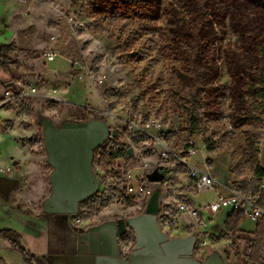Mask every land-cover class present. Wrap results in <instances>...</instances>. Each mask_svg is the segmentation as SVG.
<instances>
[{"label":"rangeland","instance_id":"1","mask_svg":"<svg viewBox=\"0 0 264 264\" xmlns=\"http://www.w3.org/2000/svg\"><path fill=\"white\" fill-rule=\"evenodd\" d=\"M153 3L149 7L151 11L158 9L157 14L144 18L128 13H98L93 0H0V48L2 44L15 42L24 51H36L32 56L15 54L13 57L19 63L12 67V75L0 73V81L5 83L0 86V134L12 131L18 143L17 147L6 148L2 157L12 155L17 159L11 168L24 173L26 180L23 179L21 190L31 181L29 196L43 195L38 202L30 203L25 198L18 204L19 210L33 215L43 209L42 200L51 193L53 168L45 149L44 118L56 126L66 121H82L79 119L85 115L87 120H106L112 129L120 132L115 144L133 150V156L129 154L126 160L116 162L112 170L103 169L93 161V171L101 184L93 196L79 205L75 216L82 223L73 226L80 232L107 220L144 212L149 196L139 197L132 205L120 206L113 201L126 185L127 174L132 182L135 178L146 180L151 193L160 190L159 217L173 213L179 201L191 204L192 195L196 205L215 200L214 192H195L182 161L206 168L222 183L246 188L256 183V161L254 153L246 148L245 136L247 132L255 133L260 147L264 138V112H258L263 119L260 124L239 129L231 125L229 116L237 101L230 97L228 60L241 63L255 49L253 37L264 40V0H234L231 5L235 11L243 5L251 15L238 20L224 16L222 10H216L214 17L211 7L218 0H155ZM200 5L209 11L213 22L203 38L216 44L212 67L217 74L214 83L220 88L221 106L218 109L200 106L196 113L206 130L191 135L188 113L193 110L189 78L192 74L187 70L194 38L200 37L206 19L204 12L199 11ZM244 28L253 33L247 47L242 37ZM50 52L55 54V60L48 64L46 55ZM76 61L87 65L82 78L73 75ZM11 82L16 85L14 89L6 86ZM239 103L254 106L253 98L248 96ZM84 108L90 112L84 114ZM128 121L150 126L130 134ZM156 138L180 160L175 156L168 160L161 158ZM204 138L214 145V151L206 150ZM191 141L195 147L193 155L187 153ZM155 169L165 173L162 182L151 183L146 179V174ZM105 202L107 205L101 207ZM227 215L228 211H221L216 216L220 227ZM190 220L181 215L179 228L166 231L169 238L189 235L194 227ZM36 224L33 218L17 214L10 220L0 219V230L19 233L25 250L47 257L45 243L39 238L42 230ZM64 227L66 231L71 228ZM68 231L66 237L71 241V230ZM132 237L129 231L120 239L121 253L131 251ZM228 237L232 235L212 236V252H221L225 264H242L237 249L230 248L231 253H225L224 247L231 245L225 243ZM193 255L202 260L197 253ZM0 257L11 264H26L23 255L4 239L0 240Z\"/></svg>","mask_w":264,"mask_h":264},{"label":"water","instance_id":"2","mask_svg":"<svg viewBox=\"0 0 264 264\" xmlns=\"http://www.w3.org/2000/svg\"><path fill=\"white\" fill-rule=\"evenodd\" d=\"M14 89L15 83L6 84ZM45 149L53 168L50 175V196L43 202L46 214L64 218V226L71 227L72 250L64 255H51L49 264L57 261L70 264L71 259L88 257L92 264H225L223 256L212 252L206 259L194 257L196 235L189 234L169 238L158 224L160 190L153 191L143 213L127 218L107 220L91 226L87 231H78L70 218L79 211L82 201L93 196L101 181L93 171V152L110 136L119 131L112 129L106 120L88 119L66 121L56 126L49 119H42ZM128 153L133 156L132 148ZM165 174L159 169L146 174L151 183L162 182ZM0 182H13L0 177ZM68 224V225H67ZM73 228V230H72ZM132 231L135 241L126 257L121 255L119 237Z\"/></svg>","mask_w":264,"mask_h":264},{"label":"trees","instance_id":"3","mask_svg":"<svg viewBox=\"0 0 264 264\" xmlns=\"http://www.w3.org/2000/svg\"><path fill=\"white\" fill-rule=\"evenodd\" d=\"M155 0H93V5L98 13H109V14H133L139 17H148L149 14L156 15L157 11H151L150 5H154ZM218 4H214L211 10L214 12L216 17V10H222L224 16H231V18L239 19L244 16H249V12L246 7L239 5L237 10L231 5L234 0H218ZM264 5V4H263ZM201 6V5H200ZM204 12L203 16L206 18L203 21L201 27V33L199 38H194L193 46L190 51V57L188 58V70L191 72V86H192V101L193 110L188 113L190 134H202L206 129L202 124V120L199 114L196 113L197 109L206 105L214 109H218L221 106V97L219 94V86L215 85L216 73L213 72V65H215V41L212 39L203 38V34L211 28L213 25L211 17H209V11L205 10V7H199ZM218 8V9H217ZM234 15V16H233ZM151 16V15H150ZM251 16V15H250ZM207 20V21H206ZM244 25H248L245 23ZM243 41L247 47V42L250 43V38L253 37L251 29H243ZM255 49L250 50L247 58L242 60L241 63H236V60H228V71L231 78V84L229 87L230 97L234 101H237L236 107L230 114L231 125L239 129L243 126L260 124L262 122V116L258 112H264V40L254 39ZM17 53H26L29 56L35 55L36 51H24L15 42L8 44H2L0 48V73L5 72L12 75L11 69L13 66L18 65L19 61L14 59V55ZM5 83L0 81V86ZM245 96L253 98L254 106H246L240 104L239 100H243ZM84 114L90 112L89 109L84 108ZM79 120H87L85 115ZM246 148L254 153L253 157L256 161L254 167V180L255 184L253 187H240L244 192L257 191L260 184L264 181V169L260 165L259 161V137L252 132H247L245 136ZM204 145L208 152L214 151L215 147L212 145L207 138H204ZM128 150L123 147H118L111 155L105 157L101 163V167L104 169L113 168L116 164V160L128 158ZM127 169V165H126ZM164 173V172H163ZM165 174V173H164ZM111 200V199H109ZM128 203L127 205H132ZM107 202L101 205L105 207ZM246 219L243 214L237 211H233L225 220V229L230 233L234 240L239 232H242L239 228L240 223ZM127 235L123 236L126 237ZM263 233L260 228L256 231V238L247 241V248L249 251V257L253 263L250 264H263L258 262L259 254ZM122 237V238H123ZM0 238L6 240L12 248L18 250L25 260L26 264H49L48 257L46 256H35L29 251L25 250L20 243L21 235L10 229L0 230ZM131 241L135 243L132 237ZM237 254V253H236ZM0 263L4 264V261L0 259Z\"/></svg>","mask_w":264,"mask_h":264},{"label":"built area","instance_id":"4","mask_svg":"<svg viewBox=\"0 0 264 264\" xmlns=\"http://www.w3.org/2000/svg\"><path fill=\"white\" fill-rule=\"evenodd\" d=\"M47 63L55 60V54L50 52L46 55ZM73 75L82 78L83 71H87V65L83 61H76L73 63ZM149 124L140 126L138 123L128 121L127 130L130 134H135L139 130H146ZM115 137L110 136L103 141L93 152V161L99 166L103 159L111 155L119 146L114 142ZM156 143L160 145L159 154L161 158L168 160L170 156L180 158L172 151L167 145H163L159 139H155ZM189 155L195 153L193 141L187 150ZM123 159H118L116 162ZM187 169V180L191 182L196 193L214 192L215 200L203 206H192L187 202H177L175 211L171 214L164 213L161 217L158 215V224L163 231H172L180 226V216L190 217L194 221L193 231L187 234H195L196 242L194 246V253L204 260L211 253L210 238L215 234L212 226L210 225V218L222 210L230 209L243 214L245 218L253 221H262L264 223V181L260 184L257 191L244 192L240 187L233 184H226L218 181L206 168H200L192 165L187 161H182ZM104 169V168H103ZM112 170L111 168H109ZM12 172L11 166L0 169V173L8 175ZM117 173V171H115ZM130 174L126 175L127 183L124 188L119 191L113 198L115 204L123 206L128 203H134L139 197H150L151 191L148 190L146 180L130 181ZM71 224H80L82 220L73 216L70 218ZM130 252L129 249L122 251L121 255L126 257ZM260 261L264 262V236L261 242Z\"/></svg>","mask_w":264,"mask_h":264},{"label":"crops","instance_id":"5","mask_svg":"<svg viewBox=\"0 0 264 264\" xmlns=\"http://www.w3.org/2000/svg\"><path fill=\"white\" fill-rule=\"evenodd\" d=\"M17 135H14L12 131L4 134H0V169L11 166V163L16 164V158L14 156H3V152H6V148L8 147H17L18 143L16 142ZM13 157V158H12ZM259 161L261 167L264 169V138L261 140L260 147H259ZM25 169V168H22ZM25 172V171H24ZM0 177H7L8 179H11L13 182H10L8 185L5 183L0 182V219H11L14 218L17 214L26 216L27 218H33L36 225L40 227L42 230L40 232V239L42 242L45 243L44 248L47 253V257L51 255H64L67 253V251L72 250V243L68 240L67 231L64 227V218L58 216V215H51L46 214L44 210L40 209L37 210L36 213L27 214L23 212L22 210H19V205L21 204L24 199H28L29 202H38L43 198V195L37 196L32 195L30 197L31 191L29 190L30 187L33 186V183L31 181L26 182L27 188L21 190V185L23 179L26 180L24 177V173L22 170L17 173L16 168L13 169L12 174L8 175H0ZM40 184L43 185V179H40ZM46 198H44L42 201L44 202L49 195H45ZM194 196L192 195L190 197L192 206H202V205H196L194 201ZM228 211V215H230L233 211L230 209L222 210ZM216 213L210 218V225L212 226L213 230L215 231V236L218 238L219 236L225 234L228 235L229 233L225 229V220L228 217V215L224 218L223 221V227H220L219 221L217 220V215L220 213ZM187 217V216H185ZM188 218V217H187ZM193 221V220H190ZM194 222V221H193ZM248 224V225H246ZM240 230L242 232H239L236 236V239L234 240L233 236L230 238L228 237L229 241L226 244H231L230 246L224 247L225 253H228V255L231 253L230 248L237 249V256L238 259H240L242 264H250L253 263L252 259L249 257V251L247 248V241L253 240L256 238V231L260 228V231H262L264 235V223L262 221H253L249 218L244 219L239 226ZM70 231V230H69ZM68 231V233H69ZM36 233V232H35ZM39 234V233H38ZM263 239V238H262ZM2 240V239H0ZM71 240V239H70ZM222 240V239H221ZM8 243V242H7ZM226 246V245H225ZM221 254V252H219ZM241 253V254H239ZM44 256V255H42ZM258 257V262L260 261V254H256ZM4 261V264H11L7 259L0 257ZM57 262V261H55ZM60 263V262H59ZM264 264V262H262ZM61 264V263H60ZM240 264V263H239Z\"/></svg>","mask_w":264,"mask_h":264},{"label":"bare ground","instance_id":"6","mask_svg":"<svg viewBox=\"0 0 264 264\" xmlns=\"http://www.w3.org/2000/svg\"><path fill=\"white\" fill-rule=\"evenodd\" d=\"M95 99V98H94ZM93 100V99H92ZM100 101V100H99ZM96 102V101H95ZM70 264H92V260L88 257L71 259Z\"/></svg>","mask_w":264,"mask_h":264},{"label":"flooded vegetation","instance_id":"7","mask_svg":"<svg viewBox=\"0 0 264 264\" xmlns=\"http://www.w3.org/2000/svg\"><path fill=\"white\" fill-rule=\"evenodd\" d=\"M121 238H122V237H119V241H120ZM134 244H135V243H134ZM133 247H134V246H132V249H133ZM132 249H131V250H132Z\"/></svg>","mask_w":264,"mask_h":264}]
</instances>
